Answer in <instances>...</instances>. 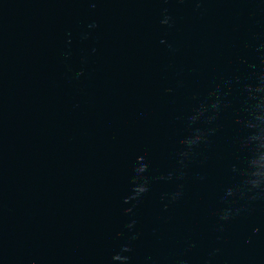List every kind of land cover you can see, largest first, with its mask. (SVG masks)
<instances>
[{
  "label": "water",
  "instance_id": "water-1",
  "mask_svg": "<svg viewBox=\"0 0 264 264\" xmlns=\"http://www.w3.org/2000/svg\"><path fill=\"white\" fill-rule=\"evenodd\" d=\"M164 264H264V0H176Z\"/></svg>",
  "mask_w": 264,
  "mask_h": 264
}]
</instances>
